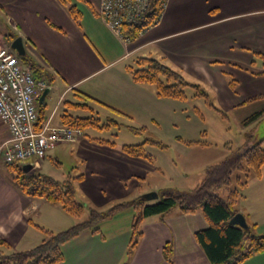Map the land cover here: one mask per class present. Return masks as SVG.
Segmentation results:
<instances>
[{"label":"crops","instance_id":"crops-1","mask_svg":"<svg viewBox=\"0 0 264 264\" xmlns=\"http://www.w3.org/2000/svg\"><path fill=\"white\" fill-rule=\"evenodd\" d=\"M71 2L81 12L78 19L60 0H0V14L9 33L22 38V56L26 57L20 60L30 65L36 78L49 83L36 100L39 122L52 114L51 125H63L65 112L86 116L78 113L82 109L72 107L79 102L88 104L97 116L104 112L106 118L121 124L124 120L126 126L158 123V116L177 104L172 98L158 97L153 85L131 78L126 66L133 65L137 57L157 59L190 83H205L225 108L242 107L264 96V0H166L159 21L133 39L106 27L98 13L100 0ZM80 92L87 95L85 102L79 99ZM84 132L75 141L48 151L31 170L43 174L48 160L60 163V155L69 153L72 165L67 177L81 175L74 185L85 213L106 210L149 192L158 197L167 188L146 184L149 172H160L163 167L154 154L164 149L147 145L154 156L149 162L121 152V144L114 138L85 136ZM89 137L114 141L115 145ZM8 138V129L0 120V144ZM195 144L206 143L196 140ZM243 194L236 205L238 212L248 224H256L254 234H262L264 164L260 177L249 176ZM49 204L23 193L0 156V239L12 249L24 250L43 238L35 224L60 231L75 223L73 217L56 209L57 205ZM132 208L126 204L101 222L113 224L125 211L123 227L116 223L105 230L99 227V232L85 230L65 243L63 260L56 264H80L84 259L85 264H211L194 237L196 231L207 227L206 219L201 212L183 214L177 207L162 216L145 217L142 235L128 252ZM51 209L56 218L49 217ZM165 245L170 247L169 259ZM1 251L6 252V247L0 244ZM238 264H264V248Z\"/></svg>","mask_w":264,"mask_h":264},{"label":"trees","instance_id":"trees-1","mask_svg":"<svg viewBox=\"0 0 264 264\" xmlns=\"http://www.w3.org/2000/svg\"><path fill=\"white\" fill-rule=\"evenodd\" d=\"M60 1L68 7L75 19L79 18L81 12L71 0ZM162 10L161 0H151L150 7L141 20L132 25H123L122 35L128 39L137 37L160 18ZM8 34L9 40L16 37L12 33ZM19 57L25 59L26 55ZM126 69L135 82L153 85L158 97L184 100L186 98L184 90L190 86L195 89L197 96L208 99L201 86L188 82L180 73L157 59L137 57L134 64L127 65ZM78 96L84 102L88 98L81 92ZM261 98L264 96L252 100ZM72 107L87 110L90 114L73 116L65 112L62 114V124L81 129L82 135L87 129L102 132L108 130L110 124L116 126L121 124L110 117L102 121L86 103L78 102L72 104ZM117 114L126 116L122 113ZM263 114L264 108H260L247 116L244 122L254 121ZM126 127L134 134L145 136L139 143H124L119 146L120 151L128 156L153 162L154 156L146 146L152 145L160 149L167 147L166 144L151 138L145 126L127 125ZM89 139L110 146L115 145L114 141L91 137ZM263 141L264 138L257 140L253 134H249L242 146L232 148L226 144L225 148L228 151L226 156L218 163L207 166L200 182L187 191L165 188L159 192L157 199L152 201L145 199L144 196H138L125 204L118 203L106 210L90 209L83 220L60 231H52L35 224L43 234V238L28 249H12L7 242L0 239V244L6 247V252H0V264H56L63 260L62 246L65 243L85 230L99 232L98 224L115 211L121 210L126 204L133 207L128 252L134 249L142 235L141 222L145 217L162 216L177 207L183 214L201 212L206 219L207 227L196 231L194 237L211 264H238L264 248V232L262 234L252 232L255 223H249V228L243 229L228 222L231 216L238 212L237 203L245 197L243 190L248 183L249 174L252 172L257 178L261 176V167L264 164ZM6 168L15 185L26 195L59 205L73 218L85 215V207L77 200L74 185V181L80 179L81 175L68 176L60 181L32 170L24 172L16 163H6ZM163 250L165 257L169 259V245H165Z\"/></svg>","mask_w":264,"mask_h":264},{"label":"rangeland","instance_id":"rangeland-1","mask_svg":"<svg viewBox=\"0 0 264 264\" xmlns=\"http://www.w3.org/2000/svg\"><path fill=\"white\" fill-rule=\"evenodd\" d=\"M3 19L0 14V22L2 23L3 21L2 24L0 23V41L3 45L8 46L11 42L8 33L11 31L10 29L8 30ZM199 85L207 94V100L204 97L197 96L195 89L187 86L184 90L186 96L184 100H172L177 105L174 108L169 107L161 117L158 116V123L146 126L148 127L147 133L151 138L167 145L162 152L154 154L159 165L161 164V167H163L160 172L158 170L150 171L146 177V184H162L163 187L187 191L195 187L203 178L208 164L218 163L226 156L228 151L224 146L225 144L230 145L232 148L242 146L245 143L246 136L249 134H253L258 139L264 138V114L254 121L244 122V119L252 112L264 108V98L249 102L242 107L225 108L220 103V99L216 97L205 83H199ZM78 113L86 116L90 114L84 110ZM99 117L102 121L106 119L104 112H101ZM120 121L122 122L120 126L110 124L109 129L102 132L87 129L84 135L114 138L119 144L139 143L144 140V135L130 132L125 125L126 122L124 120ZM196 140L206 143L205 146L195 144ZM221 154L224 155L221 156ZM67 155H60V163L48 160L49 163L43 169V174L52 176L56 180L65 179L72 165V160ZM168 164L172 167H168ZM252 174L251 172L249 176L252 177ZM127 202L122 203L125 204ZM55 208L61 209L59 205L55 206ZM54 209H51L48 213L50 218L57 217V215L54 216ZM86 215L87 212L82 217L73 219L77 222L83 220ZM118 215L120 220L115 218L113 224L107 225L100 222L98 227L105 230L112 225H117L116 223L123 227V221L127 218L125 217L127 214L122 211ZM67 217L72 218L69 215ZM52 231L57 230L52 229ZM85 262L86 259L80 261V264H85Z\"/></svg>","mask_w":264,"mask_h":264},{"label":"built area","instance_id":"built-area-1","mask_svg":"<svg viewBox=\"0 0 264 264\" xmlns=\"http://www.w3.org/2000/svg\"><path fill=\"white\" fill-rule=\"evenodd\" d=\"M161 1L164 7L166 0ZM150 3L151 0H100L98 13L110 31L126 38L122 35L123 25L141 20ZM48 86L47 80L34 76L30 65L24 64L15 50L0 41V120L9 132V138L0 144L5 163L38 167L56 145L73 142L82 135L77 127L52 126V114L39 122L36 100Z\"/></svg>","mask_w":264,"mask_h":264},{"label":"water","instance_id":"water-1","mask_svg":"<svg viewBox=\"0 0 264 264\" xmlns=\"http://www.w3.org/2000/svg\"><path fill=\"white\" fill-rule=\"evenodd\" d=\"M10 47L15 50L17 52L18 55L22 56L25 54V49H24V45H23V41L22 38L20 36H16L15 38H13L10 42ZM254 138H256L258 140V138L256 136H254ZM32 169L31 164H25L22 166V170L24 172H28ZM145 197V199L147 200H154L157 198V194L155 192H149L146 193L145 195H143ZM229 224L232 225H237L243 229H248L249 225L246 221L245 216L243 215V213L241 212H237L235 213L233 216H231V218L229 219Z\"/></svg>","mask_w":264,"mask_h":264}]
</instances>
